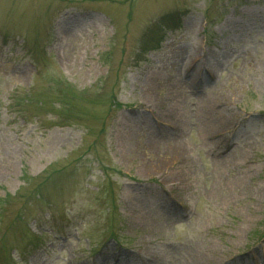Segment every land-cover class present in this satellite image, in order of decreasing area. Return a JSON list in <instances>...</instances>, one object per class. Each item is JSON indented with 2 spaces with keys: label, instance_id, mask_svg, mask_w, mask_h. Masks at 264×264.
<instances>
[{
  "label": "rangeland",
  "instance_id": "1",
  "mask_svg": "<svg viewBox=\"0 0 264 264\" xmlns=\"http://www.w3.org/2000/svg\"><path fill=\"white\" fill-rule=\"evenodd\" d=\"M261 256L264 0H0V264Z\"/></svg>",
  "mask_w": 264,
  "mask_h": 264
},
{
  "label": "bare ground",
  "instance_id": "2",
  "mask_svg": "<svg viewBox=\"0 0 264 264\" xmlns=\"http://www.w3.org/2000/svg\"><path fill=\"white\" fill-rule=\"evenodd\" d=\"M143 108H146V106H143ZM172 158H170L169 160L170 161H183L184 160V157H185V154H184V152L183 151H177L176 153H173V156H171ZM161 161H162V159H159V161L157 162V164H153V167H149L148 168V170H151L152 168L154 169V170H158V169H160V163H161ZM150 173H153V171H151ZM264 259V257L263 256H261V259Z\"/></svg>",
  "mask_w": 264,
  "mask_h": 264
}]
</instances>
